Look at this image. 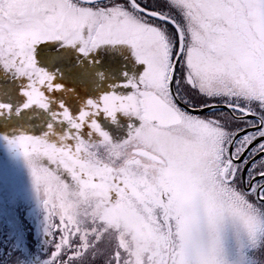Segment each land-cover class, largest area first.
Listing matches in <instances>:
<instances>
[{
  "label": "snow or ice",
  "instance_id": "obj_1",
  "mask_svg": "<svg viewBox=\"0 0 264 264\" xmlns=\"http://www.w3.org/2000/svg\"><path fill=\"white\" fill-rule=\"evenodd\" d=\"M42 41L85 55L124 43L145 65L127 95L54 114L99 140L8 141L43 186L53 239L79 237L64 264H264V0H0V64L28 78L23 108L47 109L42 87H62L37 66ZM99 111L140 124L113 142Z\"/></svg>",
  "mask_w": 264,
  "mask_h": 264
},
{
  "label": "rangeland",
  "instance_id": "obj_2",
  "mask_svg": "<svg viewBox=\"0 0 264 264\" xmlns=\"http://www.w3.org/2000/svg\"><path fill=\"white\" fill-rule=\"evenodd\" d=\"M156 2L162 3L163 0H156ZM62 47L65 62H60L57 58L48 62L47 58L44 59V54H39L42 59H39L38 55L34 56L37 66L47 71L51 69L50 66L59 63V66L66 68L64 70L66 72L71 66L68 64H72L68 62H72V59L81 61V58L83 60L89 56L96 57V63L102 71L106 69L110 73V80L106 86L107 93L127 95L132 92L133 89L126 86V81L129 78H138L145 68L142 62L136 61L131 46L124 43L99 45L87 55L77 52L79 44ZM75 64L76 61H74ZM57 66L58 64L54 65L52 70L57 71ZM27 85L26 76H20L14 69H6L0 64V87L8 86L4 92L6 100L4 102L10 106L9 110L12 112L9 120L0 122V264H64V256L68 254L69 247L73 249V253L77 250L79 237L72 240L69 235L65 242L57 233L56 239H53L52 232L55 226L52 222L53 214L43 204V186L41 185L39 195L25 158L8 141L19 134L41 136L47 133L46 139L58 144L59 137L65 132L78 133L86 140H99L100 137L89 128L87 123L83 124L80 130L72 129L67 121L54 115L60 112L58 109L49 106L47 109L52 110L49 113H36L23 108L22 105L27 99L23 89ZM100 86L101 88L98 87L100 90L97 89V95L91 96L90 99H98L107 94L104 93L105 88ZM80 97L76 92V98L72 97V100L64 102V106L73 116L77 115L86 104L87 99L84 96ZM92 118L97 121L103 131L109 134L113 142L126 139L130 131L140 124L138 117L121 111H117L114 118L106 116L102 111L90 116V119ZM37 162L47 164L46 158H40ZM64 177L67 178L66 173ZM46 216L49 217L47 221ZM54 219L57 223L59 222L58 217ZM57 244L61 245L57 250L60 255L50 256V249ZM227 246L231 255L234 244L230 238ZM101 247H105V244H101ZM261 255H264V252ZM71 264H78V262L72 261ZM95 264H103V261H96Z\"/></svg>",
  "mask_w": 264,
  "mask_h": 264
},
{
  "label": "flooded vegetation",
  "instance_id": "obj_3",
  "mask_svg": "<svg viewBox=\"0 0 264 264\" xmlns=\"http://www.w3.org/2000/svg\"><path fill=\"white\" fill-rule=\"evenodd\" d=\"M62 46H67L68 45H64L62 41H42L36 45H34V56L36 57L38 55L39 59L40 58L39 54H44L45 58L48 62L49 60H53L55 58L58 59V61L60 62H65V56H63V47ZM77 52L78 49H77ZM92 58V56H90ZM64 60V61H63ZM74 61H76V64L74 65ZM68 63H72V64H68L71 65L70 67H68L67 71L64 72V70H66V68H63L62 66H59V63H56L54 65H57L58 70H52V68L54 67V65L50 68L51 69H47V71L53 75V84H60L62 87L60 89H52L51 91H49L46 87H42V91L44 92V94L49 98L48 99V103L49 106L55 109H58L60 112L62 111L60 105L63 104L65 100H72V97L76 98V92H77V96L78 97H85L87 100L91 98V96H95L97 95V91L95 90L94 86H89L90 84H85L82 83L81 77H80V71L82 68V65L80 64V61H77V59H72V62H68ZM84 63V62H83ZM89 67L92 66H88L86 67L87 69ZM80 79V81L78 80ZM86 83H88L86 81ZM69 87H66L68 86ZM8 88V86H2L0 87V104H5L8 105L7 103H5V96H4V92L5 90ZM83 95V96H82ZM80 97V98H81ZM30 109L36 113H49V111H52L50 109H44L39 107L38 105H30L29 106ZM65 107V106H64ZM3 110L5 112V109H0ZM12 112H10L9 108L6 111L5 116L0 115V121L1 120H9V118L11 117ZM249 120H253L255 119L254 117H249ZM253 130H251L250 132H252ZM254 145H252L251 147H254ZM251 147L249 148V151L251 149ZM247 154V153H246ZM259 159V158H258ZM250 166V164H249ZM248 167V166H247ZM246 170H245V175H246Z\"/></svg>",
  "mask_w": 264,
  "mask_h": 264
},
{
  "label": "trees",
  "instance_id": "obj_4",
  "mask_svg": "<svg viewBox=\"0 0 264 264\" xmlns=\"http://www.w3.org/2000/svg\"><path fill=\"white\" fill-rule=\"evenodd\" d=\"M96 62H97L96 57H92L91 58L89 56V57H86V59H83V60L81 58L80 64L82 65V68H81V71H80V77L83 78V79H81L82 83L90 84L89 86H92V87L95 85L94 88H95L96 91H97V89H99L98 87L101 88L100 85H102V87L105 88V90H106V92H104V93H107L108 92V88L106 86H107V83L110 80V76H109L110 73H108L106 69H103L105 71H102L101 67L99 65H97ZM86 65L92 66V67H95V68H100L101 70H99L98 74L92 76V75L89 74L90 72L85 67ZM86 81L88 83H86ZM6 97H8V95H6ZM25 109H30V107L25 108ZM6 111H7V109H5V112L3 110H1L0 115L5 116ZM1 121H3V120H1Z\"/></svg>",
  "mask_w": 264,
  "mask_h": 264
},
{
  "label": "bare ground",
  "instance_id": "obj_5",
  "mask_svg": "<svg viewBox=\"0 0 264 264\" xmlns=\"http://www.w3.org/2000/svg\"><path fill=\"white\" fill-rule=\"evenodd\" d=\"M99 70H101V69L100 68H95V67H89L88 68V71L90 72L89 74L92 75V76L98 74ZM81 79H83V78H81ZM78 80L80 81V79H78Z\"/></svg>",
  "mask_w": 264,
  "mask_h": 264
},
{
  "label": "water",
  "instance_id": "obj_6",
  "mask_svg": "<svg viewBox=\"0 0 264 264\" xmlns=\"http://www.w3.org/2000/svg\"><path fill=\"white\" fill-rule=\"evenodd\" d=\"M251 130H253V129L248 128V129H245L244 131H245V132H250ZM241 134H243V133H241ZM258 142H259V141L257 140L256 143H258ZM253 145H254V144H253ZM251 146H252V145H251ZM251 146H250V147H251ZM258 158H259V157L257 156V157H255L254 159H258ZM250 163H251V162H250ZM246 168H247V166H246Z\"/></svg>",
  "mask_w": 264,
  "mask_h": 264
}]
</instances>
